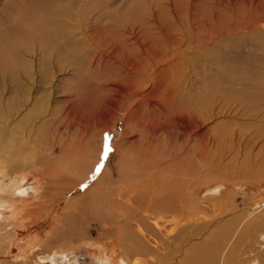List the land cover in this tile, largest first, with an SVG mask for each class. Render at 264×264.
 <instances>
[{
    "label": "bare ground",
    "instance_id": "6f19581e",
    "mask_svg": "<svg viewBox=\"0 0 264 264\" xmlns=\"http://www.w3.org/2000/svg\"><path fill=\"white\" fill-rule=\"evenodd\" d=\"M73 1L32 0L27 11L24 10L23 15L21 13L17 37L10 38V43L0 42V71L12 78L17 93L13 95L14 92L10 91L14 96L10 101L13 108L19 103L17 90L21 89L19 92L26 101L38 85L36 76L33 78V73L30 74L33 67L29 69L28 58L42 50L45 52L43 56H47L52 47L57 48V44L63 42L65 49L73 46L80 50L79 47L85 43L89 47L85 59L78 55L72 59L74 67L68 73L69 81L60 86L63 95L59 108L54 106L50 111L43 101L36 99L35 107L28 110L26 116L23 113L19 129L18 123L11 136L3 137L0 133V151L9 152L13 170L9 181L0 180V215L3 211L12 212L8 215V222L0 223V256L16 249L19 250L15 251L16 260L21 257L27 259L28 255L21 253L24 243L29 240L31 245L47 243V229L53 226L54 221L56 225L64 223L72 227L76 225L75 219H86L88 204H95L103 207L101 216L107 228L105 231L114 237V246L120 247L122 264H241L242 256L238 255L241 243L251 232L253 234L264 226V217L256 209L253 213L244 214L237 223H226L218 228L204 223L202 199L199 200L197 189L207 176L201 173L199 163L189 154L200 151L205 164L211 166L208 159L210 144L214 147L216 143H223L226 147L231 136L226 124L218 129L209 126L214 117L229 112L230 106L226 99H220V91L226 90L224 83H230V78L220 72L225 78L215 80L216 84L211 86L215 90L210 95H206V88L203 90L205 95L197 98L189 92L192 81L188 71L189 66L192 68L189 59L193 58L192 51L201 45L203 33L200 25L203 21L200 23L198 15L192 18L189 14L192 9L197 12L201 3L197 4V0H167L162 6V2L157 0L152 4H146L145 0H133L128 4L123 0H96L88 14V11L82 13L85 5L81 7L83 9L77 8V12H70ZM212 6H209L210 11ZM38 11L44 14L38 15ZM201 11L198 13L206 18L208 14ZM48 57L50 59L49 54ZM18 74L27 81L25 85L18 81ZM193 76L197 78L195 74ZM55 82L50 84L49 98L59 88ZM46 104L49 106L48 101ZM120 113L127 116L126 136L112 145L104 141V129L101 128L108 126L110 121H116ZM75 127L80 131L79 136L72 148L67 149L61 129L70 131ZM1 130L3 132L4 129ZM17 131L24 135L19 137ZM98 134L101 139L97 138ZM32 141L41 146L39 151H33L34 154L30 152L33 148L28 151L24 146ZM56 145H59L58 154ZM132 147H138L137 151L131 153ZM235 151L231 145L225 155L230 156ZM25 156L32 158L31 162L44 176L47 187L42 192L39 189L35 191L39 198L46 196L42 200L45 208L58 211L53 221L48 215L41 219L43 215L39 217V210L35 208L29 212L37 216L36 220H24L26 204L21 206L19 202H27L24 183L28 176L18 173L25 165L22 161ZM219 160L217 158L216 163ZM263 161L258 163L262 166ZM0 174L10 175L5 169H1ZM200 219L203 221L197 222ZM32 227L35 229L31 230ZM148 238L154 242L153 245ZM254 258L259 264H264V254Z\"/></svg>",
    "mask_w": 264,
    "mask_h": 264
},
{
    "label": "rangeland",
    "instance_id": "374dc122",
    "mask_svg": "<svg viewBox=\"0 0 264 264\" xmlns=\"http://www.w3.org/2000/svg\"><path fill=\"white\" fill-rule=\"evenodd\" d=\"M31 1L32 0H0V42L10 43L11 39L17 37L16 36L18 29L17 23L22 18L23 13L25 12L24 10L27 11L29 6L32 4ZM40 1L41 0H38V2ZM95 1L96 0H85L84 2L83 0H74L71 3V7L69 8V10L70 12L71 11L73 12V10L74 12H77V8L80 9L82 6L85 5L84 6L85 8L83 7L84 9L81 8L83 9L82 13H84V11H88L89 14L90 13L89 10H91L90 7L94 5ZM123 1H125L128 4L131 3L133 0H123ZM137 1L140 0H136V1L134 0L133 2H137ZM145 1L146 4H152V2H154L153 0L151 1L145 0ZM166 1L167 0H162V1L157 0L156 2L158 3L162 2V6H163L164 4L163 2ZM180 1L189 2L190 0H186V1L180 0ZM202 2L201 0H197L196 1L197 4L201 3L200 5H198L199 8L197 12H195V9H192L193 10L192 13L189 14L192 18L193 17L195 18V16L198 15L197 19L199 20V22L201 23V21H203V23L200 24L201 26H203L202 40L200 41L201 45L196 50L192 51L193 56L192 55L191 56L193 58L189 59L190 65L192 66V68H190L189 66V70H188L189 74L191 73L190 75L192 79L191 83H189L190 84L189 92L191 93L192 97L195 96L197 98V96L200 97L201 95L202 96L205 95L204 91L206 88L205 91L206 95H210L215 90L211 86L216 84L215 80H217V78L220 79L225 78L223 77V74L224 75L226 74L227 77L230 78V83L227 81L225 82H227L228 84L224 83V88L226 90H224V92L222 91V93L220 91V94L222 95L220 99L222 98L226 99V103L230 106L229 107L227 105L226 107V109L229 107V112L219 114L216 117H214V120L212 121L210 120L211 123H209V126L214 129L215 127L218 129L226 124V126L230 128L231 136L228 139L230 140V142L226 144V147L225 145H223V143L220 144L216 143L215 144L216 146L214 145V147H212L213 144H210L211 153L208 154V156L210 157L208 158L207 156V158L211 160L210 161L211 166L205 164V159L200 151H197V153L194 155L191 154V152L189 154L191 157H193L194 161L199 163L200 170H202L201 173L207 176L200 182L199 188L197 189L198 192L197 196L199 200L202 199L201 210L203 212L201 214L202 215L201 217L203 218L204 223H210L207 225L210 226L212 225L215 228H218L225 226L226 223L231 224L235 221L237 223L245 215H247L248 212L253 213L256 209H259L260 211H257V213L258 214L261 213L262 214L261 217H264V164L261 166L258 163L259 160L264 159V0H232V2L231 0H202ZM53 5H56V3H54ZM251 5L253 6L251 7ZM209 6H212L211 8H213L214 10L212 9L210 11ZM204 8H206V10ZM201 10L204 11V13L206 12L205 14H208L205 16L206 18L203 17L204 15L198 13ZM42 14H44L43 11H38V15H42ZM159 14L160 13H157V15ZM199 15H202V17H200ZM240 15L242 16L240 17ZM184 17L187 18V14H185ZM232 24L235 25L233 26ZM229 27L231 28L229 29ZM232 27L235 28L232 29ZM63 44L64 42L62 44L58 43L57 48L52 47L51 51L49 53H46L47 56H43L45 55V52H43L42 50V52L40 51L38 55L34 54V57L28 58L30 62L29 69L33 67L30 69V74L32 73L36 74V75L32 74L31 76L33 78L34 76H36L35 80L38 81V85H36L35 89H33L32 94L29 95V99H26L27 102L24 101L25 98L23 97V95H21V91L19 92V90L21 89L17 90L19 95V103L14 108H13L14 105L10 104V101L14 97L13 95H16L17 93H15L16 91L12 83V78L9 75H6V73L0 71V125H1L0 130L3 128L4 129L3 132H5L3 133L1 130L0 133L2 134L3 137H7V136L9 137L14 133L12 129L17 128V124L23 118L22 117L23 113L26 116L29 113V111L33 108L36 99L39 100L38 102L43 101V104L45 103L44 104L45 108L49 107L48 109L50 111L53 109L54 106L55 108H59V106L62 105L61 96L63 95V93L60 91L62 89L60 86H64L63 83L69 81L70 76L68 73L74 67V64L72 63V59L75 55L82 56L85 59L86 54L88 53L87 51L89 49L86 43L79 47L80 50H78L76 47L73 46H71V48H68L69 50L67 48L65 49L62 47ZM204 44L206 47L204 46ZM62 48L64 49V52L62 51L63 50ZM60 53L63 54L60 55ZM48 54L50 55L51 60L49 59ZM195 63H197L198 65ZM193 65L195 67L194 70H193ZM220 72H222L223 74ZM197 73H199V75ZM193 74H195L197 78L194 77ZM18 76H19L17 77L18 81H20L22 85H25L27 81L23 79L24 77L21 78L22 75L20 74H18ZM40 80L42 83H39ZM37 81H35V83H37ZM53 81H56L55 83H57L56 85H59L58 87L60 89L58 88L59 91L58 89H56V91H54L52 96L49 98L50 96L49 94L51 92L50 84H52ZM28 85L31 86L30 84ZM207 85L208 87L210 86L209 88L211 91L208 89ZM232 90L234 91L231 92ZM10 91L14 92L12 93L13 95L10 94L11 93ZM225 92H227L228 94ZM45 94L46 96H44ZM10 95H12V97H10ZM37 97H40V99ZM45 98H48L46 100L48 101L49 106L46 104L47 101L45 100ZM7 104H10L12 106ZM20 105L22 107H19ZM253 105L255 106L253 107ZM6 106L8 107L6 108ZM20 108L23 109L21 110ZM2 109L3 110L5 109V111L3 112ZM6 111L9 112L7 113ZM16 111H18L19 113ZM126 118L127 116L125 113H120L116 121L115 120L110 121L111 118H109L110 124L105 128H101L102 130L104 129L103 139L105 142L115 145L124 139V137L126 136L125 134ZM20 123L18 124V129L19 126L21 125ZM77 128L75 127L70 131H67V129H61L62 132L61 134H63V137L66 140V148L68 147L67 149H70V147L72 148V146L76 142V138L79 136L78 132L80 131H78ZM218 131H220V129L215 132ZM17 133L18 136L20 135L19 137L24 135V134L21 135L20 131H17ZM43 134H45V128ZM49 136L50 135L48 134L47 136L48 139H50ZM60 137L61 135L58 136V138ZM97 138L101 139V136L98 134ZM239 138H240L239 140L240 143H238ZM231 141L233 142L231 143ZM231 145L233 151L235 150L236 151L232 153L230 156L228 154L225 155V152L227 151V147H231ZM24 146H27L26 148L28 151H30L33 148V150L30 151L31 154H34V152L37 149L39 151L40 150L39 148L41 147L35 142L33 143V141L29 142V144H25ZM57 147H59V145H56V151L58 154L59 148ZM137 149L138 147H132L130 149V152L131 153L135 152L137 151ZM2 152L0 151V156L2 155L0 157V168L2 170L5 169L6 172H9L10 175L4 176L5 174H0V180H4L5 182H7L9 181L10 179L9 177H11L13 173L12 163L10 161L9 152H5V151ZM217 158L220 159L218 163H216ZM23 160L25 165L22 166L23 168H20L19 171L20 173L18 174L19 175L25 174L28 176L27 180L25 181L26 183H24V188H26L27 190V195L25 197L27 202L25 200L19 202L21 206L26 204V206L24 205V209H25V213H23V216L25 218L24 220L31 221L34 220V218L36 220L37 216H33L32 215L33 213L29 212L31 208L33 209L35 208L37 211L39 210L38 212L39 217H41L42 215L44 216V218L42 216L41 219H46L48 215L52 218L50 220L53 221L54 218L57 217L56 215H58V211H55L54 209H50V208H45L43 206L42 200L45 199L46 196H43L44 198L43 197L39 198L37 197V191H35L39 189V191L42 192L43 189L47 187L46 186L47 184L43 178L44 176L40 174L37 166H35L33 162H31L33 161L32 158L28 157L24 159L23 157L22 161ZM208 188H210L209 191ZM38 205L40 207L41 206L43 207L40 208ZM92 205L94 206H89L88 204L89 210L86 219L83 217L74 220V223L76 225L73 224L74 226V227L72 226L73 228L64 223L56 225L54 221L53 226L47 229V235H49V241L47 243L41 242L42 244L39 243L37 245H31V240L26 242L27 244L24 243V247L22 248L21 253L23 252L26 253L28 255L27 259L21 257L18 258V260H16L17 258H15V254L19 250L15 249L16 251V252L14 251L15 253L13 252L8 255L7 254L3 256L1 255L0 257L2 258H0V263H4V264H17V263L20 264H113V263L122 264L120 259V251H119L121 250L120 247L114 246V237L112 238V235L111 237L110 235L108 236V233L105 231L107 230V228L104 226V222L102 221V216H101L102 208H103L102 205L101 206L95 204ZM33 209L31 210L35 211V209L34 210ZM46 210H48L49 212ZM11 214L12 212L9 210L3 211L2 212L3 216L0 215V219H1L0 223L8 222L9 220L8 218L10 217L8 215ZM78 216H80V214ZM218 217L219 219L224 218V220L220 223L221 219L218 220ZM98 218L100 219V221ZM200 220H198L197 222L203 221L202 219ZM30 229L33 230L35 229V227H32ZM207 231L208 230H206L205 232ZM39 233L41 232H38V234ZM250 234L247 237V239L245 238L246 240L245 239L243 240V242L241 243L240 251H238V255L242 256L240 257L242 259L241 264H249V263L259 264L258 262L255 261L256 258L254 257L258 258L260 254H264V226H262V228H260L258 231H254L253 234L252 232ZM37 239L39 240V238ZM148 241L150 242V244L152 243L153 245L154 242L151 239L148 238ZM112 249H114V251H112ZM106 257L108 259H106Z\"/></svg>",
    "mask_w": 264,
    "mask_h": 264
}]
</instances>
